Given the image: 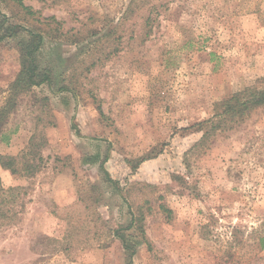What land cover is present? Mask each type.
<instances>
[{"label": "rangeland", "instance_id": "rangeland-1", "mask_svg": "<svg viewBox=\"0 0 264 264\" xmlns=\"http://www.w3.org/2000/svg\"><path fill=\"white\" fill-rule=\"evenodd\" d=\"M129 1L0 0V21L42 31L56 84L17 93L0 133V155L42 158L0 168V264H264V105L212 130L264 87V0H134L123 19ZM19 39L0 42V106Z\"/></svg>", "mask_w": 264, "mask_h": 264}, {"label": "trees", "instance_id": "trees-1", "mask_svg": "<svg viewBox=\"0 0 264 264\" xmlns=\"http://www.w3.org/2000/svg\"><path fill=\"white\" fill-rule=\"evenodd\" d=\"M18 1L24 8L28 9V6H24L22 0ZM135 1L130 0L127 4L126 9L123 12V19H128L135 12ZM152 9L144 15V28L145 36H149L153 29ZM51 20H55L60 24V21H57L54 16L47 18V33L53 31L56 34L54 36H67L65 33L61 32L59 25L54 28H50ZM21 31H25L27 36H15L20 34ZM101 31V30H100ZM96 31V33L91 34V36H99L95 41V44H100L104 39H108L113 35V29L109 31ZM19 37L18 48L21 51L20 54V63L21 70L17 79L13 82L11 87V92L8 94L5 102L0 106V133L7 121L8 113L14 106L15 98L17 93L22 90H27V88L33 85H40L43 83H48L50 86L54 87L55 84V75L51 66L43 64L42 59L38 56V51L43 44L44 34L40 29L34 30L32 28H27L19 23H9L8 18L4 15L2 21H0V42L5 40L6 37ZM87 38H76L73 39V43H80ZM59 89H69L68 86H60ZM264 105V87L261 89L255 87H246L243 90L233 93L230 97L225 99L222 103V110L220 115L212 120V130L215 132L217 129L226 128V123L235 122L241 123L245 120V117L254 109H257ZM216 117V116H215ZM33 138H31L32 141ZM34 146V145H33ZM32 151H29L31 153ZM41 157L35 156L34 160L29 158L20 159L16 156L11 155H0V168H8L13 172L22 171L27 175L34 174L39 170L40 164L39 161ZM18 163H21V169L18 167ZM1 182V178H0ZM1 191V190H0ZM163 206V205H162ZM164 208V206H163ZM167 210V208H164ZM144 213L139 211L138 214L133 216V222L130 225H137V228L144 233V228L142 223L144 221ZM118 236L123 242L125 251L127 253V258L129 263L132 261V258L135 254V247L132 246V240L130 236L120 232H117ZM260 245H264V234L259 236Z\"/></svg>", "mask_w": 264, "mask_h": 264}]
</instances>
